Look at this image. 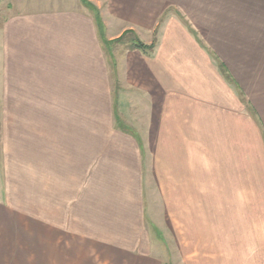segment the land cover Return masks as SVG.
I'll return each mask as SVG.
<instances>
[{"label": "crops", "instance_id": "0c3cea01", "mask_svg": "<svg viewBox=\"0 0 264 264\" xmlns=\"http://www.w3.org/2000/svg\"><path fill=\"white\" fill-rule=\"evenodd\" d=\"M104 1L115 13L107 22L99 10L105 31L115 30L109 39L132 30L155 40L147 54L126 52L125 89L157 96L164 159L189 167L193 187L207 184V210L221 232L207 264H264V0ZM54 5L15 12L0 28V103L28 104L32 120L47 124L35 133L5 128L1 232L16 242L20 202L31 210L32 246L45 250L34 264H159L144 219V147L134 126L117 122L118 91L103 88L94 17L76 0ZM87 72L109 101L105 129L87 127L89 112L79 110Z\"/></svg>", "mask_w": 264, "mask_h": 264}, {"label": "rangeland", "instance_id": "374dc122", "mask_svg": "<svg viewBox=\"0 0 264 264\" xmlns=\"http://www.w3.org/2000/svg\"><path fill=\"white\" fill-rule=\"evenodd\" d=\"M54 1L57 0H0V28L4 20L15 12H30L31 10L42 9L44 7H54ZM69 1L71 2L72 0ZM87 1L91 2L93 5L95 3L97 6L101 4V7H98L99 9L95 5L94 6L98 11L100 10L104 20L107 22L115 15L114 9H110L104 0ZM76 2L80 9H84L78 0H76ZM84 10H86L85 13L90 12L93 14L86 6ZM86 14L88 15V13ZM103 31L106 39L112 41L117 38H108L115 32V30H110L109 26L106 31L103 26ZM103 50L109 62L107 65L105 64V55L103 53L104 56L102 55L101 60L103 88L107 90L112 89L116 94L118 91V109L122 117H120V121L123 124H129L130 127L134 126V130L139 132V139L144 147L143 205L151 255L156 257L159 264L210 263L213 252L212 236H216L217 232L214 230L213 226L215 217L210 211L211 209L207 210L209 207L206 198L207 184L200 182L204 178L198 180V184L195 186L197 187V191H195V187H193L191 182L195 178L190 168H174V166H171L174 164H170L173 163L172 157L169 163L170 165L164 159V154L159 144L160 127L158 126L159 121L156 117L158 112L157 104L155 103L157 96L153 95L145 88L127 87V89H125V86L128 85L125 79L124 66L126 52L128 51L126 46L121 43H113L111 44V48H108V50L103 48ZM96 57L97 55L94 56V58ZM89 60L91 59L87 56V64ZM108 66H112L114 71V77L112 73L111 80L118 79L116 86L113 85L114 82L112 84L108 78L110 73V71H108ZM2 73L0 71V79ZM93 79V73L87 72V103L82 106L80 105L79 110L84 109L87 114L89 112V115L86 116L89 120H85L87 127L91 124V126H102V129H105L110 126L111 120L109 101H106L103 95L100 97L99 91L96 89L97 87L89 86V84L94 83ZM153 101L155 104L151 106V102ZM51 106H53L54 109L55 107H59L61 110H78L77 105L73 104L69 106L65 105L67 109L58 104H53ZM19 112L23 114L17 117L16 113ZM4 115H6V117H4ZM31 116L32 114L29 111L28 104L24 105L22 110H20L17 106L15 107V104L5 105L0 103V197L3 196L4 192L3 178L5 173L3 166H5V149L3 137L5 128L10 131V133H14V131L17 133L20 131L16 130V128L27 129L35 133L36 129L46 127V121L39 125L37 123H41V120H39V118L38 120H32ZM93 116L94 122L92 123ZM120 121L119 124L122 125ZM23 133L26 134L25 131ZM23 143H25L23 147L27 148L29 142L23 140ZM19 152L20 150H18V154ZM27 155L28 153H26L25 156L24 152L21 151V158L23 161H26ZM191 194L194 195L192 198ZM12 195L13 189L10 190V196ZM34 202L43 204V201ZM35 210L37 209L35 208ZM30 212L31 210L29 208H23L20 206L19 202L17 213L20 215L17 216L23 222L18 225L19 232L17 233V240L15 243L11 231H6L4 235L0 228V238L4 235V243L2 247L0 246V264H34L37 259L45 255L44 247L32 246L35 244V240L37 241V235L30 230L29 219L31 216L26 214ZM220 234L221 232L219 231L218 236H216L219 238V241L221 240ZM37 243L39 244V241H37ZM214 250L216 249L214 248Z\"/></svg>", "mask_w": 264, "mask_h": 264}, {"label": "trees", "instance_id": "16d2710c", "mask_svg": "<svg viewBox=\"0 0 264 264\" xmlns=\"http://www.w3.org/2000/svg\"><path fill=\"white\" fill-rule=\"evenodd\" d=\"M84 6H86L93 14L95 25L97 27L98 36L101 41V44L105 50L111 48V44L113 43H121L126 46L127 50H139L144 54L151 52L155 46V40L151 43L147 44L140 40V38L135 34L132 30L124 31L119 37L115 38V40H108L105 38L104 31H103V24L101 21V17L99 14L98 9L89 1L81 0ZM119 119L117 118V122L119 123Z\"/></svg>", "mask_w": 264, "mask_h": 264}]
</instances>
